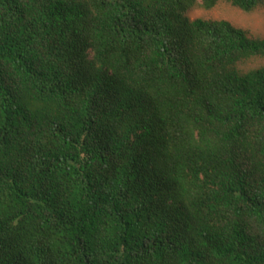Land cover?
<instances>
[{
	"label": "trees",
	"instance_id": "obj_1",
	"mask_svg": "<svg viewBox=\"0 0 264 264\" xmlns=\"http://www.w3.org/2000/svg\"><path fill=\"white\" fill-rule=\"evenodd\" d=\"M220 1L264 10L0 0V264H264V37Z\"/></svg>",
	"mask_w": 264,
	"mask_h": 264
},
{
	"label": "rangeland",
	"instance_id": "obj_2",
	"mask_svg": "<svg viewBox=\"0 0 264 264\" xmlns=\"http://www.w3.org/2000/svg\"><path fill=\"white\" fill-rule=\"evenodd\" d=\"M186 15L190 19L198 17L223 19L230 22L235 27L246 30L249 36L264 37V10L260 7L255 8L250 12H244L226 2L220 1L210 10L194 7ZM262 64V59L254 58L244 64L243 68L258 67Z\"/></svg>",
	"mask_w": 264,
	"mask_h": 264
}]
</instances>
